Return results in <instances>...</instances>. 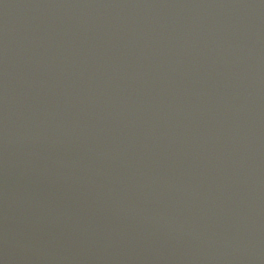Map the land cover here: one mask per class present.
<instances>
[{"label":"water","instance_id":"95a60500","mask_svg":"<svg viewBox=\"0 0 264 264\" xmlns=\"http://www.w3.org/2000/svg\"><path fill=\"white\" fill-rule=\"evenodd\" d=\"M0 264H264V0H0Z\"/></svg>","mask_w":264,"mask_h":264}]
</instances>
